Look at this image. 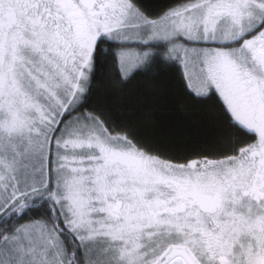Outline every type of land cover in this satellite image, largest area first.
<instances>
[{
	"label": "snow or ice",
	"instance_id": "6c2138e0",
	"mask_svg": "<svg viewBox=\"0 0 264 264\" xmlns=\"http://www.w3.org/2000/svg\"><path fill=\"white\" fill-rule=\"evenodd\" d=\"M0 264H264V0H0Z\"/></svg>",
	"mask_w": 264,
	"mask_h": 264
}]
</instances>
